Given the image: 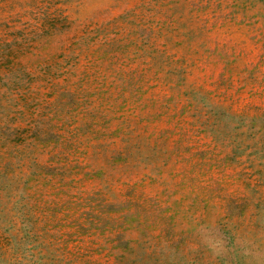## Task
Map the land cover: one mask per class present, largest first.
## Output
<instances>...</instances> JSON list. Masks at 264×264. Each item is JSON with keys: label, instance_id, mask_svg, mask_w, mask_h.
<instances>
[{"label": "rangeland", "instance_id": "rangeland-1", "mask_svg": "<svg viewBox=\"0 0 264 264\" xmlns=\"http://www.w3.org/2000/svg\"><path fill=\"white\" fill-rule=\"evenodd\" d=\"M242 236L264 0H0V264H245Z\"/></svg>", "mask_w": 264, "mask_h": 264}, {"label": "clouds", "instance_id": "clouds-1", "mask_svg": "<svg viewBox=\"0 0 264 264\" xmlns=\"http://www.w3.org/2000/svg\"><path fill=\"white\" fill-rule=\"evenodd\" d=\"M255 239L264 241V237ZM255 239L242 236L238 241L240 254L245 258V264H264V244L255 243ZM197 240L213 257H223L228 252L222 233L217 230L212 222L198 228Z\"/></svg>", "mask_w": 264, "mask_h": 264}]
</instances>
